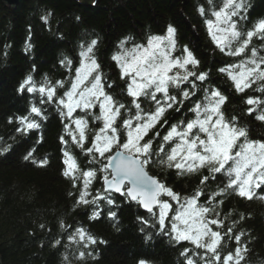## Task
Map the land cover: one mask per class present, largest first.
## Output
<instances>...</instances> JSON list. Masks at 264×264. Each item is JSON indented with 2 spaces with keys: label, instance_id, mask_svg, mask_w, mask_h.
Returning <instances> with one entry per match:
<instances>
[{
  "label": "trees",
  "instance_id": "obj_1",
  "mask_svg": "<svg viewBox=\"0 0 264 264\" xmlns=\"http://www.w3.org/2000/svg\"><path fill=\"white\" fill-rule=\"evenodd\" d=\"M222 0H19L15 7H8L0 0V259L2 264H137L146 260L153 264H183L181 252L192 249L187 241L177 243L158 226L156 216L149 217L134 201L114 197V205L100 202L98 208L76 205L81 185L73 187V181L63 175L62 149L70 152V144L64 145L60 138L64 125L55 104H44L50 115L42 133L21 135L16 132L15 119L18 112L29 110L30 93L18 91L20 83L29 75L39 85L48 77L50 81L63 80L65 87L72 78L71 71L62 67L64 57L74 60L76 49L80 50L81 40H97L94 54L98 56L105 73L114 79L110 88L115 98L129 104L125 87L117 78L116 69L106 59L116 39L121 36L135 41H145L167 26L175 29L176 52L183 53L185 46L200 61L197 72H209V84L219 88L228 97L223 106L227 118L237 117L240 127L247 129L249 140L264 142V122L249 116L247 96H261L253 89L237 94L227 76L217 71L225 64L238 61L219 52L208 35L205 19L211 18L213 8L221 6ZM205 9L201 15L199 8ZM51 13V15H49ZM239 19L242 31L264 18V0H247V9ZM48 16V23L42 17ZM25 36L28 38L24 40ZM134 42V41H133ZM26 44L31 48L26 49ZM252 46L264 47V42L253 39ZM264 54V53H262ZM191 66H189L190 68ZM104 74V75H105ZM53 82V83H54ZM64 89L58 90V95ZM175 90H173L174 93ZM200 92L196 97L202 98ZM120 97V98H119ZM40 95L33 98L39 102ZM150 105V101H147ZM188 102V101H187ZM187 102L180 111L170 110L166 119L169 124L159 128L161 138L171 124L184 119L188 112ZM189 104V103H188ZM26 107V108H25ZM53 107L52 110H49ZM145 111L150 107L142 106ZM187 117L190 116L188 112ZM186 118V117H185ZM12 121L10 123L9 121ZM25 136V137H24ZM160 139L155 141L159 146ZM11 145L8 151L4 148ZM33 151V157L24 156ZM84 158V157H83ZM152 159L157 161V157ZM35 161L47 160L44 166ZM86 159L79 164L86 165ZM98 169L100 165H95ZM148 170L160 181L182 195H191L199 185V174L178 175L176 169L161 166L158 161ZM93 181L89 191L93 194L101 189L100 176ZM227 183L218 174L206 191H215ZM71 193V195H70ZM264 191L256 189L253 199L242 198L235 193H226L218 207L220 219L224 221L222 231L229 227L236 234L243 233L241 245L247 248L241 264H264ZM120 198V199H119ZM91 199V197H89ZM203 202V201H202ZM93 211H99L96 219H89ZM115 212V218L109 216ZM241 216L243 219H241ZM147 221V223H144ZM233 221L237 223L233 226ZM61 223L66 226L61 227ZM41 225L44 227L42 228ZM77 227H83L96 238V244L83 248L81 244L70 243L68 236ZM170 227V225H169ZM61 241L59 244L55 242ZM104 241V243H100ZM238 245L227 237L222 255L233 251ZM86 253L79 259V252ZM91 255H87V253ZM200 264H203L201 261Z\"/></svg>",
  "mask_w": 264,
  "mask_h": 264
},
{
  "label": "snow or ice",
  "instance_id": "obj_2",
  "mask_svg": "<svg viewBox=\"0 0 264 264\" xmlns=\"http://www.w3.org/2000/svg\"><path fill=\"white\" fill-rule=\"evenodd\" d=\"M212 2L209 0L210 4ZM246 9L247 0H222L220 7L213 8L212 18L205 19V25L219 52L238 58L237 62L217 69L227 76L235 92L243 94L258 85L255 91L262 95L247 96L244 103L248 105L246 112L249 116L255 114L257 120L264 122V47L258 50L252 46L254 38L264 42V18L242 31L238 20L246 19L242 15ZM198 11L205 15L203 7ZM42 20L48 23V16ZM97 43L93 39L80 45L79 65L75 66V75L63 95H58V90L65 89V81L53 83L48 77L37 85L29 75L18 88L20 92L39 93L41 105L55 103L60 116L67 121L64 124L67 137L85 157L90 158V166L81 168L76 157L67 148L62 149L63 175L73 181V187L77 182L81 185L76 205L98 208L104 201L114 205L112 194L118 193L156 216L161 231L177 243L187 241L193 245L192 249L181 252L183 264H200L201 261L203 264H241L243 254L247 252L246 247L239 246L243 233H234L232 227L227 232L222 231L224 221L219 218L221 213L217 209L224 203L221 197L226 193L253 199L256 189L264 191V142L249 140L247 129L238 125L237 117L225 116L223 106L228 97L217 87L204 86L210 73L196 71L200 61L187 46L181 56L172 55L176 50L173 27H168L166 36L149 37L147 44H134L132 48H127L126 41L122 40L119 51L112 55L120 79L126 82L130 106L105 90L112 85L104 83V73L94 54ZM30 48L31 45L26 44L25 50ZM60 64L70 71L74 66L68 57H64ZM173 90L175 94H172ZM200 92L202 98L194 99ZM142 99L150 101L153 107L145 111ZM187 101L192 102L188 109L192 118L171 124L160 139L161 132L157 129L169 124L167 113L180 111L178 105L183 106ZM97 106L98 115L92 111ZM77 110L84 115H74ZM86 117H90L92 123L102 124L91 138ZM46 119L44 110L32 104L27 115L16 117V132L24 135L39 129V121ZM60 139L64 145L69 143L65 136ZM157 139H160L158 147L155 146ZM153 156L161 166L176 169L178 175L199 174L205 169L208 174L201 176L191 195L181 197L180 193L149 175L148 167L157 162ZM32 157L33 151L30 150L24 159ZM33 163L44 166L47 160H33ZM97 163L100 165L98 169L95 167ZM97 172L103 174L100 177L103 184L93 194L89 188L97 179ZM217 174L226 177L227 183L215 191H206ZM155 209H158V216ZM99 215V211H93L89 219H96ZM109 216L115 218L116 213L109 211ZM236 223L233 221V226ZM61 227L70 226L61 223ZM226 237L234 240L238 247L222 255ZM68 240L81 244L83 248L97 243L83 227L75 228ZM85 255L80 251L78 258L83 259Z\"/></svg>",
  "mask_w": 264,
  "mask_h": 264
},
{
  "label": "bare ground",
  "instance_id": "obj_3",
  "mask_svg": "<svg viewBox=\"0 0 264 264\" xmlns=\"http://www.w3.org/2000/svg\"><path fill=\"white\" fill-rule=\"evenodd\" d=\"M167 24L168 23H166L165 25H164V28L162 29V30H160L161 32H163L164 30H166L167 29ZM169 25V24H168ZM28 38L25 36V38H24V40H27ZM122 40H125L126 41V47L127 48H132V46L134 45V44H142V42H144V41H135V40H133V39H130V38H127V37H124V36H121V37H119L118 39H116L115 40V42L113 43V45H112V47H111V49H109V55H108V57L106 58L109 62H108V64L109 65H111V68L113 69V67H115V69H116V74H117V78L121 81V85H122V87H126V82L124 81V80H121L120 79V73H119V69L116 67V64H115V62H113L112 61V59H111V57H112V55L114 54V53H116V52H118L119 51V49H118V45H119V43H120V41H122ZM91 40H81L80 42V44H87L88 42H90ZM134 41V42H133ZM98 45V44H97ZM97 47V46H96ZM79 50L78 49H76V51L75 52H78ZM95 57H96V59H97V61L99 62V64L101 65V68H102V71H103V73L105 74V73H108V71H105L106 70V68H104V67H102V64H101V62H100V60H99V58H98V56H96V54H95ZM79 59H77L76 61H75V63L78 61ZM75 74H73V76H74ZM32 78H33V76H32ZM104 83H105V85L107 86L108 84H111V85H114V79H110L109 77H107L106 76V74L104 75ZM33 80H35L34 78H33ZM44 80V79H43ZM51 82H54V81H51ZM68 87V84L66 85V87H65V89L64 90H62V92H61V95H63V92L66 90V88ZM106 89L108 90V91H110V88H107L106 87ZM111 92V91H110ZM112 93V92H111ZM172 94H175V91H174V93L172 92ZM39 95V93H30L29 94V96L28 97H30V98H28L29 100H27V102H26V105L28 104V102H32L33 104H36L37 106H43V105H41V104H39V102H35L34 100H33V98H36L37 96ZM194 99H197V97H195ZM151 103V102H150ZM189 103V104H188ZM187 107H188V109L192 106V102L191 101H188L187 103ZM146 105V107H153L151 104L150 105H147V104H145ZM28 106V105H27ZM29 107V106H28ZM26 108V107H25ZM53 109V107H50L49 108V110H52ZM77 111H79V110H77ZM28 112H29V110L28 109H24V111H21V112H18L17 113V116H22V115H27L28 114ZM55 112H57V113H59V111H58V109H55ZM51 113H50V111H44V115L45 116H47V118L49 117V115H50ZM184 115H188V112H186L185 111V114ZM192 117H190V118H188V119H191ZM15 121H16V119H15ZM60 122L64 125V121H61L60 120ZM16 123V122H15ZM16 126L18 127V124L16 123ZM34 132H41L42 133V129H41V127L39 128V129H34V130H31L29 133H27V134H24L25 136H30L31 134H34ZM24 136V137H25ZM60 136H64L63 134H61ZM67 138V137H66ZM60 141H61V139H60ZM98 164V163H97ZM96 164V165H97ZM99 165V164H98ZM148 172H150L149 170H148ZM167 185V184H166ZM120 199V198H119ZM121 200H124V199H121Z\"/></svg>",
  "mask_w": 264,
  "mask_h": 264
},
{
  "label": "rangeland",
  "instance_id": "obj_4",
  "mask_svg": "<svg viewBox=\"0 0 264 264\" xmlns=\"http://www.w3.org/2000/svg\"><path fill=\"white\" fill-rule=\"evenodd\" d=\"M211 18H212V16H211ZM211 18H210V19H211ZM167 29H168V27H167ZM167 29L164 30V31L161 32V33H160V32H159V33H155V34H153L152 36H166V35H167ZM152 36H150V37H152ZM148 39H149V37H148L144 42H142V44H147ZM259 48H262V47H259ZM182 54H183V53H182ZM182 54L178 55V53H177L176 51H174V52L172 53L173 56H181ZM74 115H76V114H74ZM83 115H84V114H83ZM86 118L89 119V130H88V134H92L93 128L95 127L96 123H92L90 117H86ZM66 122H67V121L64 120V124H65ZM73 127H74V125H73ZM89 138H91V137H89Z\"/></svg>",
  "mask_w": 264,
  "mask_h": 264
},
{
  "label": "water",
  "instance_id": "obj_5",
  "mask_svg": "<svg viewBox=\"0 0 264 264\" xmlns=\"http://www.w3.org/2000/svg\"><path fill=\"white\" fill-rule=\"evenodd\" d=\"M19 0H2V2L7 5L8 7H15L18 4ZM150 175V174H149ZM152 176V175H151ZM142 207V206H141ZM142 209H145L142 207ZM0 264H2V261L0 259Z\"/></svg>",
  "mask_w": 264,
  "mask_h": 264
}]
</instances>
